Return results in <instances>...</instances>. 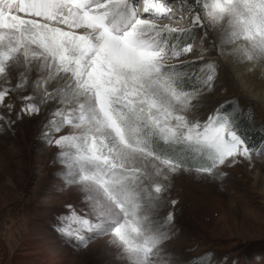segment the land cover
<instances>
[{
  "label": "snow or ice",
  "instance_id": "snow-or-ice-1",
  "mask_svg": "<svg viewBox=\"0 0 264 264\" xmlns=\"http://www.w3.org/2000/svg\"><path fill=\"white\" fill-rule=\"evenodd\" d=\"M179 4L191 18L188 28L158 23L172 19L171 5L160 0H143L148 18L139 0H0V107L9 113H0V121L15 123L6 97L25 89L35 73L32 94L17 96L16 119L56 101L37 139L58 149L53 162L62 188L76 187L87 206L79 215L68 205L55 230L76 247L107 237L124 264H174L161 248L172 235V213L156 215L168 202L173 174L222 181L221 166L237 157L251 161L264 149L246 142L238 101L221 103L203 121L195 115L199 96L212 89L215 61L169 62L193 51L195 30L206 21L221 45L232 46L221 54L264 63V0ZM212 258L208 252L188 264Z\"/></svg>",
  "mask_w": 264,
  "mask_h": 264
},
{
  "label": "rangeland",
  "instance_id": "rangeland-1",
  "mask_svg": "<svg viewBox=\"0 0 264 264\" xmlns=\"http://www.w3.org/2000/svg\"><path fill=\"white\" fill-rule=\"evenodd\" d=\"M160 2L171 5L172 19L162 18L158 23L190 26L191 18L181 10L179 0ZM139 4L142 18H148L149 14L143 13V0ZM196 12L203 19L199 7ZM219 38V31L205 21L195 30L193 51L169 62L195 61L198 67L215 61L218 69L212 89L199 96L195 115L203 121L221 103L235 100L242 110L237 115L248 117L264 134V63H241L221 54V48L227 53L232 46L221 45ZM35 78V73L29 74L25 89L6 97V103L14 104L10 119L15 123L8 127L0 121V264H30L21 257L26 240L35 242L44 264H124L108 246L107 237L76 247L55 230L61 223L58 217L69 213L68 205L79 215L87 206L81 203L76 187L62 188L56 175L60 166L53 162L58 149L37 139L49 113L59 107L56 101L41 105L38 115L16 119L22 104L17 96L32 94ZM16 82V73H12V85ZM230 108L228 105L225 110ZM0 113L9 116L3 107ZM68 131L65 128L58 135ZM221 171L227 173L222 181L183 170L171 176L164 193L168 202L156 215L163 220L172 213V235L161 248L174 264H188L208 252L213 253L211 264H264V149L253 154L251 161L237 157L235 163L221 166ZM171 200L177 203L172 205Z\"/></svg>",
  "mask_w": 264,
  "mask_h": 264
},
{
  "label": "trees",
  "instance_id": "trees-1",
  "mask_svg": "<svg viewBox=\"0 0 264 264\" xmlns=\"http://www.w3.org/2000/svg\"><path fill=\"white\" fill-rule=\"evenodd\" d=\"M237 118L239 120L240 127L245 130L249 137H251V140L246 142H248L250 146L252 144L260 146L264 142V134L253 127L252 122L248 117L237 115Z\"/></svg>",
  "mask_w": 264,
  "mask_h": 264
},
{
  "label": "bare ground",
  "instance_id": "bare-ground-1",
  "mask_svg": "<svg viewBox=\"0 0 264 264\" xmlns=\"http://www.w3.org/2000/svg\"><path fill=\"white\" fill-rule=\"evenodd\" d=\"M34 243L27 240L24 242L21 248V257L30 264H44V257L40 255V251Z\"/></svg>",
  "mask_w": 264,
  "mask_h": 264
}]
</instances>
